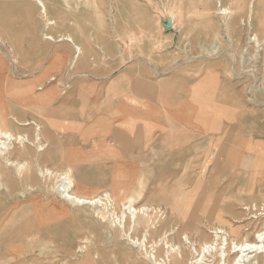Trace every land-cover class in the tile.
<instances>
[{
    "label": "rangeland",
    "instance_id": "374dc122",
    "mask_svg": "<svg viewBox=\"0 0 264 264\" xmlns=\"http://www.w3.org/2000/svg\"><path fill=\"white\" fill-rule=\"evenodd\" d=\"M44 1L56 24L47 27L44 24L43 33L55 36L71 33L86 47L85 59L70 67L74 52L72 46L67 42L43 39L41 66L33 70L34 63L27 56L26 71L19 72V57L0 37V47L11 60V70L4 78L6 83H0V98L7 107V114L23 121L36 120L39 124L51 122L55 114L58 116L54 120L55 131H67V119L72 114L69 107L73 100V94L69 92L77 83H115V80L118 83H202L201 80L211 72L213 78L210 82L207 80L208 83H228L233 87L235 97L239 96L249 108L264 113L259 102L260 97L264 100V96L255 89L260 84L264 85V0H222L223 6L229 10L226 15L219 12L218 0ZM251 2L254 4L252 15ZM37 8L40 12L39 5ZM34 13L37 10L28 5V26H34L33 18L29 20ZM170 13L175 16V27ZM169 22L171 26L166 27ZM255 34L262 43L251 40ZM216 40L218 51L207 50ZM29 41L31 37L27 34ZM80 73L94 76L81 77ZM51 77L56 80L47 83ZM19 79L25 83L35 82L34 93L52 86L51 101H24L20 88L25 83H18ZM39 86H43V91H36ZM83 112L84 109L80 108L79 113ZM210 113L214 114V110L210 109ZM95 121L98 124V119ZM260 123L261 128L251 131L250 138L258 143V148L264 149L263 114ZM80 126L79 133H82ZM26 128L32 131L35 127L30 125ZM79 133L76 138L80 141L90 138ZM54 138L56 142L49 143L45 153L39 156L41 164L59 172L71 167L73 174L82 180L84 148L76 149L73 145L74 148H69L66 137L65 141L64 137ZM85 149H89V145ZM87 159L85 163H90ZM136 170L131 182H123L119 184L121 186L100 184L94 191L99 195L109 191L113 197L121 194L116 200L118 212L123 203L122 196L135 192L137 188L143 192L138 205H158L163 209L158 230L148 232V250L154 248L157 256L163 257L166 248L164 250L160 239L166 230L179 227L180 232H190L191 229H185L189 222L199 223L209 234L208 227L216 220L209 221L207 216L200 214L192 216L197 194L189 208L176 205V198L185 189L168 188L179 183H176V178L164 185L150 184L148 169L140 167ZM95 171V181L107 179L99 177L103 175V169ZM123 179L130 177L123 176ZM226 179L220 178L214 189L204 194L208 210L220 208L226 200V195L220 191ZM57 182L54 177L43 178L28 173L22 181L11 179L5 181V185L0 179V264H148L139 249L122 239L119 231L112 227L110 210L103 207L99 210L97 206L77 207L65 201L54 189ZM156 187L161 188L158 198L154 196ZM10 223L17 225L13 229H18V238L14 237L15 233L10 236V230H13L8 227ZM144 233L145 228L141 227L136 228L132 235L142 238ZM196 237L199 241L200 237ZM179 238L176 234L168 237L170 243L179 242ZM85 240L87 243H82ZM154 241H158L157 246ZM83 244L86 248L78 251V246ZM186 254L191 257L188 250Z\"/></svg>",
    "mask_w": 264,
    "mask_h": 264
},
{
    "label": "bare ground",
    "instance_id": "6f19581e",
    "mask_svg": "<svg viewBox=\"0 0 264 264\" xmlns=\"http://www.w3.org/2000/svg\"><path fill=\"white\" fill-rule=\"evenodd\" d=\"M34 2L40 6L39 13L46 27L55 25L56 21L49 16L45 1L34 0ZM218 4L219 12L226 15L229 12L228 8L223 6L222 0H218ZM253 6L254 4L251 2V15L254 12ZM170 16L173 19L172 25L175 27V16L171 13ZM42 36L44 40L55 43L67 42L72 46L74 52L70 60V67L82 58L85 59L86 47L71 33L58 36L43 33ZM252 37H250L251 40L257 41V44L262 43L259 42L257 34ZM218 44L217 40L214 41L210 49L207 50L218 51ZM79 76L92 77L94 75L80 73ZM212 78L213 73L211 72L208 77L205 76L201 81L208 83L207 80L210 82ZM55 80V77H51L47 83ZM35 84V82L25 83L21 86V97L24 101L34 103L51 101L52 86L44 91L43 86H39L36 91L42 90L43 92L34 93ZM255 89L259 91L257 93H261L259 95L264 96L263 84ZM259 102L262 103V111H264V100H261V97ZM225 104L228 111L225 109L224 111L229 114L230 120L234 123L230 128L232 131L228 132V135L231 133L234 135V147H230L228 152L226 147L221 149L223 154L227 152L226 164L220 165L215 155L216 150L207 147L208 140L203 138L204 133L201 132L202 129L198 127V123L194 126L192 116L189 113L186 116L184 129L178 143L182 161L179 168L180 175L175 181L179 183L168 187L185 188L175 202L176 205H182L186 208L191 206L194 195H198L192 216L200 214L207 216L209 221L216 220L215 224L208 227L209 234L213 235L210 236L204 227L199 223L196 224V222L186 224L185 229H191V233L180 232L179 227H172L169 231L166 230L164 237L160 239L163 241L164 250L166 248L163 257H158L156 249L148 250L147 246L148 232L158 230L159 216H162L163 213L160 206L138 205V200L143 192L137 188L135 192L122 196L123 203H121V210L118 212L116 200L121 197V194L115 197L109 191H103L101 195L95 194L94 189L97 187H90L83 183L78 175L73 174L71 167L62 172L48 166L44 167L39 156L45 153L49 143L54 144L56 142L52 123L47 121L39 124L36 120L23 121L18 117L11 116L7 114V107L1 98L0 179L5 185V181L11 179L22 181L26 173L33 174V176L40 175L43 178H56L58 182L54 189L61 195L60 197H64L65 201L77 207L97 206V208L103 207L105 210H110L112 227L119 231L122 239L139 249L148 264H185L186 262L189 264H264V149L258 148V143L256 144L245 136L246 133L261 128L260 119L264 113L249 108L239 96L227 100ZM196 105L200 107V110L197 111H199L202 119L211 114L210 109H213L214 114L219 116L223 114L221 104L216 106L213 102L202 101ZM195 118L197 119V115ZM30 125L35 127L32 131L26 128ZM193 126L196 129L195 133L192 131ZM5 178L7 180H3ZM142 178L139 180L141 184L143 183ZM220 178H227L220 190L226 195V198L223 195L221 197L226 200L220 208L208 210L204 204L205 198L203 196L206 192L214 189ZM118 181V186L126 182L125 180ZM160 184L164 185L165 182H159L157 185ZM60 187H63V190H60ZM159 191L161 188L158 187L154 190V196L157 198L160 197ZM172 209L174 208L172 207ZM15 226L17 225L14 223L8 224V227L12 229ZM141 227L145 228L143 237L133 236V231ZM14 230L16 231L9 234L12 236L15 233V236L19 237L18 229ZM172 234L180 236V241L170 243L168 237ZM196 235L200 237L199 241ZM157 242L154 241L155 246L158 245ZM82 243H87V241H82ZM85 248L86 245H79L78 251H83ZM186 250L191 253L190 258H188Z\"/></svg>",
    "mask_w": 264,
    "mask_h": 264
},
{
    "label": "crops",
    "instance_id": "0c3cea01",
    "mask_svg": "<svg viewBox=\"0 0 264 264\" xmlns=\"http://www.w3.org/2000/svg\"><path fill=\"white\" fill-rule=\"evenodd\" d=\"M28 5L37 10L29 17V20L33 18L34 26H28ZM43 25L33 0H0V37L19 57V72L26 71L27 56L34 63L33 70L41 66ZM27 34L31 37L29 42ZM9 70L10 56L0 47V83H6L4 78L8 77ZM69 93L73 94V100L69 107L72 114L67 119V131H55L54 120L58 118L55 114L51 117L52 130L54 135L64 137V141L67 138L69 148H84L82 180L90 187L105 183L114 185L118 180L122 182L123 176L130 177L125 180L129 183L140 167L148 169L150 184L172 183L180 175L182 160L178 143L189 113L194 126L198 123L203 138L208 140L207 147L216 150L220 165L226 164L227 152L234 147V135H228L234 123L224 111H228L225 102L235 98V91L228 83H118L115 80V83H77ZM202 101L213 102L216 106L221 104L223 114L200 118L197 111L200 107L196 104ZM80 108L84 109L82 114ZM80 124L82 133H79ZM194 126L193 132L196 130ZM78 133L90 138L80 141L76 138ZM245 136L251 140L250 132ZM87 145L89 149H85ZM223 147L227 149L224 154L221 152ZM218 153L221 156L218 157ZM87 157L90 163H85ZM98 168L103 169L101 173L104 175L99 177H107L106 180L93 179ZM17 252L20 255V250Z\"/></svg>",
    "mask_w": 264,
    "mask_h": 264
},
{
    "label": "water",
    "instance_id": "95a60500",
    "mask_svg": "<svg viewBox=\"0 0 264 264\" xmlns=\"http://www.w3.org/2000/svg\"><path fill=\"white\" fill-rule=\"evenodd\" d=\"M165 26H166V27H170V26H171V25H170V22H169V23H167Z\"/></svg>",
    "mask_w": 264,
    "mask_h": 264
}]
</instances>
